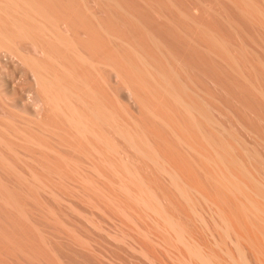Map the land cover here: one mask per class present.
<instances>
[{
    "label": "bare ground",
    "instance_id": "6f19581e",
    "mask_svg": "<svg viewBox=\"0 0 264 264\" xmlns=\"http://www.w3.org/2000/svg\"><path fill=\"white\" fill-rule=\"evenodd\" d=\"M243 2V12L255 17L264 26V6L256 0ZM29 3L26 0H1L0 10L5 12L15 7L17 14H25L34 20L40 31L44 26L47 28V23L42 24L41 20L29 14L28 9L33 13H42L37 7L38 12L35 10L34 2ZM7 15L10 29H6L7 32L0 30V58L3 55L6 65L10 67L16 60H20L30 69L40 94V102L51 106L66 118L70 127L98 156L102 168L95 163L88 166L80 164L48 149L52 155L61 159L60 163L63 161L69 168V175L57 166H48L49 163L46 165L43 155L36 156L24 149L19 143L24 138L16 133L12 123L6 124V127L0 125V264H69L66 255L55 244L56 241L86 255L98 254L96 259L100 257L98 261L102 258L101 262L104 259L106 264H121L117 262L120 260L111 258L114 263L109 257L97 253L99 242L95 236H90L91 233L123 251L128 255L127 259H131V264H264L263 116L250 109L252 112L246 117L248 121H244L241 111L233 106L225 111L228 114H224L223 108L218 106L220 103L224 105L221 98H207L206 94L199 93L203 92L202 89L198 93H191L190 83L183 81L182 77L179 79V72L176 73L178 77L174 78V84L170 74L157 67L155 71L159 79L156 82L162 94L168 97L171 109L176 112L179 126L200 135L204 148L199 150L184 141L173 124L156 113L131 86L126 87L130 114L127 111L129 108L126 111L128 117L131 116L130 121H126L108 108L106 102L99 100L100 97H96L84 79L74 78L72 71L68 72L66 64L64 66L58 58L60 66L67 70L65 73H69L73 83H69L68 78L62 74L50 72L46 65L45 68L49 70L42 67L43 72L35 61L30 62V58L26 60L27 55L15 46L16 36L25 35L29 28L11 13ZM51 32L52 29L49 34ZM60 36L55 34L60 44L70 43L69 40L65 44V37ZM215 37L222 47L230 49V41H224V37ZM243 44L247 45V42L243 40ZM75 55L93 66L89 58L82 54ZM150 65L152 68L153 65ZM188 76L191 77L190 74ZM195 81L194 84L197 83ZM6 86L11 88L14 95V81L7 79ZM233 98L235 103L240 101L237 96ZM258 120L263 125L258 124ZM144 121L159 124L166 130V136L173 140L164 138L160 141L156 137L158 134L154 136ZM107 128L112 134L106 132ZM33 139H28L27 143L37 149H45L39 141ZM134 156L165 182L173 198L163 192L165 190L160 191L158 186H154L151 179L136 166ZM19 162L24 165L22 168L17 165L21 164ZM104 168L114 179L104 172ZM98 216L105 220H100ZM193 226L200 229V232Z\"/></svg>",
    "mask_w": 264,
    "mask_h": 264
},
{
    "label": "rangeland",
    "instance_id": "374dc122",
    "mask_svg": "<svg viewBox=\"0 0 264 264\" xmlns=\"http://www.w3.org/2000/svg\"><path fill=\"white\" fill-rule=\"evenodd\" d=\"M26 1H30L29 4L34 2V8L37 7L40 9L39 11L42 12L40 14L36 8L35 10L38 13H33V11L30 12L29 9L28 12L30 15L32 14L34 18L36 17V20H41L40 22L42 24L47 23V28L44 26L40 31L34 20L30 17L27 18L25 14H17V12H15L16 10H14L16 8L12 7L5 12H3L4 10H0V30L7 32V30L10 29L7 14L11 13L13 17L21 19L30 31L27 30L25 35L23 34L21 36V34H19L16 36L15 46L19 47L24 55H27L26 58L28 59L25 58L26 60L30 58V62L35 61L42 71L43 68L48 69L49 67L50 70H48L50 72L62 74L66 79L68 78L67 80L69 83H73L71 77H69V73V76L65 73L67 70H63L60 66L61 63L64 66L66 64L65 67L68 69V72L72 71L71 75H73L74 78L78 80L84 79V83H87L86 85L91 88L96 97H100L99 100L102 99V101H104L103 103L106 102L105 105L108 108L116 111L117 114H120L119 116L126 121H130L131 118V116L128 117L130 114V102L126 87L131 86L137 93L139 92L138 95L143 101L156 110V113L165 119L167 118V120L173 124L176 130L179 131L178 133L183 136L182 138L184 141H187L191 145L193 144V146L199 150H203L204 144H201L200 135L197 132L195 133V131L187 130L184 126H179V118H177L176 112L171 109L172 107L168 103V97L162 94L163 92L156 82V80L159 79L158 73L155 71L157 67L158 70L161 69L160 71L168 72L174 84H176L174 78H177L178 75L179 79L182 77L183 81L187 80L191 86L189 91L191 93H198L200 89H202L203 92L201 91L199 93L206 94L207 98H221L220 100L224 105L220 103L218 106L221 109L223 108L222 111L224 114H228L225 113V111L234 107V109L241 111L240 113L244 121H248L246 117L250 111L252 112L250 109L257 111L260 116L264 117V96L262 93L264 92L262 91V87H264V26L261 25V22L255 19V17L243 12V0ZM256 1L264 6L263 0ZM9 10L11 11L9 12ZM41 16H45V18ZM251 17L252 19L250 20ZM21 20H18V22ZM48 27L52 29L50 34L49 32L51 29H48ZM43 29L47 31L46 34ZM214 31V34L217 33L218 35H214ZM55 34L56 36H64L65 38L62 36L60 37L64 38L66 41L65 44L70 42L69 44L71 45L60 44ZM49 36H52V39L51 37L48 38ZM215 36L218 38L224 37V41L232 42L233 45L230 42V45H228L231 50L222 47L217 42ZM243 40L244 43L247 42V45L243 44ZM36 41L37 43H35ZM42 42L45 44L44 47ZM68 47L70 48L68 49ZM41 49L42 51H40ZM72 51L75 53L73 54ZM139 51H141L143 55ZM127 52L131 53L128 54ZM75 54H82L86 58H89V60L94 63L93 66L88 62L84 63ZM2 56L0 58V125L6 127V124L12 123L13 127H15L14 129L17 131L16 133H19V136L26 141L24 142L22 139L19 141L24 149L28 150L30 153H34L36 156L43 155L44 161L46 158V165L49 163L48 166H57L69 175H71L70 170H68L69 168L63 164V161L60 163L61 159L55 154L52 155V152H49L50 149L54 150L56 153H60L64 157L66 156V158L69 157V159L75 160L78 163L80 162V164L88 166L95 163L94 165L102 168L98 156L89 144L70 127L66 118L53 110L51 106L43 105L40 102V94L30 69L20 60H16V63H13V66L10 67L8 64L6 65L7 61L4 60V56ZM154 57L156 60L152 59ZM57 58L62 62L60 63ZM147 60L149 62H147ZM150 64L153 65L152 68ZM45 65L48 67L45 68ZM172 65L173 68L171 67ZM183 69L189 72L186 73ZM142 70L145 71L143 72ZM117 73H120V75ZM189 74L192 78L188 76ZM141 75L143 76L141 77ZM245 78L246 80H244ZM7 79L14 81V95L12 94L11 88L6 86ZM194 81L197 83L194 84ZM251 82H253L254 85H258L255 87ZM216 84L218 86H216ZM79 85L81 86L82 84ZM259 90H261V92ZM210 93L211 95L214 94L211 96ZM234 96L239 97L240 101L238 103H235ZM162 100L163 103H166L161 104ZM253 101L254 103H252ZM163 107H166L167 109L165 108V110L167 111H165ZM80 108H82V106H80ZM159 108L162 111H160ZM168 114H170V116ZM143 123H145L144 125L147 128H151L150 131L154 136L157 134L160 135L159 137L158 135L156 136L158 139L160 138V141L164 138L173 140V138L166 136V130L159 124H153L149 121H144ZM257 123L263 125L259 120ZM161 130L162 132L164 131L163 134ZM207 130L211 131L209 127H207ZM106 132L112 134L109 128L106 129ZM194 134H196L195 137ZM185 138L187 139L185 140ZM28 139L39 141L45 149L40 150L33 147L27 143ZM194 139L199 140L196 141ZM127 150L130 152L128 148ZM52 162L54 164H52ZM16 163H18V161H16ZM135 164L149 180L151 179L150 181L154 186H158L160 191H162V189L165 190L163 192L173 198L166 184H164L165 182L160 177L158 178V175L152 173L150 168L142 160L135 157ZM17 165L20 168L24 166L22 163ZM88 172L95 176L92 170ZM104 172H107V175L114 179L109 171L105 169ZM77 204L82 205L79 202H77ZM98 218H101L100 220H105L102 216H98ZM193 228H195L197 232H200V229L198 230L196 226H193ZM199 235L201 234L199 233ZM90 236H95L99 242L97 245L98 247L96 246V248H98V250L96 249L97 253L99 252L105 257L107 256L109 259L114 258L116 259L115 261L120 260L117 262H122L121 264H131V259H127L128 255L123 251H119L111 245L106 244L103 239L95 233H91ZM201 237L204 238L203 234ZM55 244L61 253L64 256L66 255L69 264H103L104 259L102 262V258L100 261H98L100 257L96 259L98 254L96 256L90 254L86 255V253L75 250L65 243L56 241ZM105 261L106 260H104V264H106ZM111 261L116 263L112 259Z\"/></svg>",
    "mask_w": 264,
    "mask_h": 264
}]
</instances>
